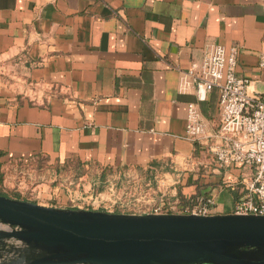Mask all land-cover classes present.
<instances>
[{
    "label": "crops",
    "instance_id": "1",
    "mask_svg": "<svg viewBox=\"0 0 264 264\" xmlns=\"http://www.w3.org/2000/svg\"><path fill=\"white\" fill-rule=\"evenodd\" d=\"M213 44L237 47L236 74L264 94L261 0H0L1 160L50 164V196L61 202L82 194L75 185L112 187L115 176L148 171L181 202L229 213L239 191L205 149L219 124L217 90L197 101L179 88ZM188 102L204 127L195 140Z\"/></svg>",
    "mask_w": 264,
    "mask_h": 264
},
{
    "label": "water",
    "instance_id": "2",
    "mask_svg": "<svg viewBox=\"0 0 264 264\" xmlns=\"http://www.w3.org/2000/svg\"><path fill=\"white\" fill-rule=\"evenodd\" d=\"M0 264H264V215L113 213L0 194Z\"/></svg>",
    "mask_w": 264,
    "mask_h": 264
},
{
    "label": "built area",
    "instance_id": "3",
    "mask_svg": "<svg viewBox=\"0 0 264 264\" xmlns=\"http://www.w3.org/2000/svg\"><path fill=\"white\" fill-rule=\"evenodd\" d=\"M261 6L264 10V0ZM237 50L235 46L226 49L220 44L210 45L198 69L182 72L179 88L185 91L191 87L197 101L205 100L212 89L217 90L219 124L208 135L205 149L214 167L226 174L224 186L239 191L230 213L264 215V94L250 93L249 79L236 74ZM258 67L264 70V52L259 55ZM186 108V137L199 139L204 127L196 103L188 102ZM198 166L193 157L184 164L190 171ZM167 182L169 179L160 177V199L151 213H216L210 204L184 203L176 193L169 195L165 192Z\"/></svg>",
    "mask_w": 264,
    "mask_h": 264
},
{
    "label": "rangeland",
    "instance_id": "4",
    "mask_svg": "<svg viewBox=\"0 0 264 264\" xmlns=\"http://www.w3.org/2000/svg\"><path fill=\"white\" fill-rule=\"evenodd\" d=\"M160 177L148 171L126 174L122 177L115 176L111 180L112 187L102 183L89 191L85 190L81 184L75 185L73 181L64 179L63 183L66 186L71 188L75 185V190L82 191V194L71 203L69 200L61 202L57 197L50 196L54 184L57 183L54 178V168L50 164L37 161L29 164L0 161L1 192L12 198L19 196L18 199L61 208H81L113 213H151L160 199ZM80 187L82 190L79 189Z\"/></svg>",
    "mask_w": 264,
    "mask_h": 264
},
{
    "label": "trees",
    "instance_id": "5",
    "mask_svg": "<svg viewBox=\"0 0 264 264\" xmlns=\"http://www.w3.org/2000/svg\"><path fill=\"white\" fill-rule=\"evenodd\" d=\"M0 158H1V153H0ZM0 161H1V162H4V161H2V160H0ZM0 194H1V195H5V196H9L8 194H5V193H3V192H1V191H0ZM15 197L17 198V197H19V196H15ZM17 199H18V198H17Z\"/></svg>",
    "mask_w": 264,
    "mask_h": 264
}]
</instances>
